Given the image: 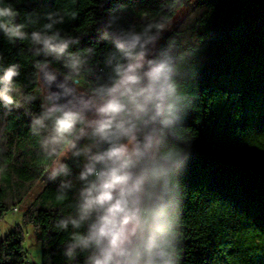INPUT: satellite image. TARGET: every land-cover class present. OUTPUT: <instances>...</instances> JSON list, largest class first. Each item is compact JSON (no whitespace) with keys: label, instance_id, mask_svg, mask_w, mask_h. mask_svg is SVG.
Listing matches in <instances>:
<instances>
[{"label":"trees","instance_id":"1","mask_svg":"<svg viewBox=\"0 0 264 264\" xmlns=\"http://www.w3.org/2000/svg\"><path fill=\"white\" fill-rule=\"evenodd\" d=\"M187 2L0 0V8L11 7L17 13L15 23L27 33L52 23L48 14L56 21L63 17L53 30L80 38L69 51L95 50L96 74H83L90 87L101 70L107 71L102 61L111 45L97 37L105 31L111 35L109 19L139 31L147 24L166 25ZM262 8L264 0H198L160 41L183 54L181 91L190 100L177 132L187 160L186 169L176 173L179 264H264V30H251L245 21L247 13ZM31 47L29 39L10 40L0 32V77L9 65L20 70L14 81L20 106L7 111L0 102V220L42 183L22 221L0 238V264H29L25 226H32L41 243L42 264H83L84 253L75 260L63 255L71 226L68 231L56 227L73 212L75 190L61 195L59 179L48 181L50 162L40 152V138L30 123L31 114L40 111V100L23 103L25 96L38 93L34 65L44 60L42 53L33 54L43 46Z\"/></svg>","mask_w":264,"mask_h":264},{"label":"clouds","instance_id":"2","mask_svg":"<svg viewBox=\"0 0 264 264\" xmlns=\"http://www.w3.org/2000/svg\"><path fill=\"white\" fill-rule=\"evenodd\" d=\"M16 16L11 7L0 8V32L10 40L29 39L30 51L43 46L33 53L44 57L34 65L38 93L23 103L40 100L30 123L50 162L47 179H59L61 195L75 190L73 212L56 224L73 229L63 255L75 260L84 253L83 264H179L176 173L186 169L187 160L177 132L190 100L181 91L183 54L160 44L164 23L137 31L109 19L111 35L97 37L111 45L102 61L107 71L82 91L83 74H96L99 67L95 50L69 51L80 38L53 30L63 17L56 21L48 14L52 23L27 33ZM19 75V65L12 64L0 77V102L7 111L20 106L14 95Z\"/></svg>","mask_w":264,"mask_h":264},{"label":"rangeland","instance_id":"3","mask_svg":"<svg viewBox=\"0 0 264 264\" xmlns=\"http://www.w3.org/2000/svg\"><path fill=\"white\" fill-rule=\"evenodd\" d=\"M196 1L198 0H188L186 4H184L181 8H179L175 16L171 20H169V22L165 25L164 34L168 32L176 24L178 19L182 15H184L188 11V9L193 5V3H195ZM245 21L251 30L263 31L264 8L247 13ZM81 84H82V88H81L82 91L89 89V84L87 80L85 81L84 79H82ZM41 187H42V183H38L33 189V191L26 198L25 202L18 206L17 211H13L11 209L4 215V217L0 220V238H2V236L12 228L13 224L22 221V216L25 211L27 203L36 195V193L41 189ZM24 232H25L24 242H25V247L27 249V261L29 263L35 262L37 264H42L41 243L35 237L32 226H25Z\"/></svg>","mask_w":264,"mask_h":264},{"label":"built area","instance_id":"4","mask_svg":"<svg viewBox=\"0 0 264 264\" xmlns=\"http://www.w3.org/2000/svg\"><path fill=\"white\" fill-rule=\"evenodd\" d=\"M12 210H13V211H17L18 208H17L16 206H13V207H12ZM29 264H37V263L33 262V263H29Z\"/></svg>","mask_w":264,"mask_h":264}]
</instances>
